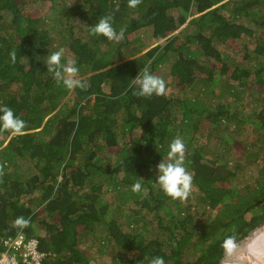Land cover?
Here are the masks:
<instances>
[{
  "label": "trees",
  "instance_id": "1",
  "mask_svg": "<svg viewBox=\"0 0 264 264\" xmlns=\"http://www.w3.org/2000/svg\"><path fill=\"white\" fill-rule=\"evenodd\" d=\"M34 1L49 2V15L0 0V106L26 122L21 135L0 132V239L38 240L41 264H91L109 244L117 264H221L228 238L235 245L264 224V0ZM105 16L125 30L120 42L91 35ZM146 33L151 46L136 35ZM236 45L247 64L228 55ZM61 48L86 91L47 72ZM145 67L165 95L134 94ZM252 91L260 98L246 110ZM177 136L193 176L183 202L156 183ZM241 159L254 160L255 181ZM207 207L223 220L199 231ZM19 216L27 227L14 226Z\"/></svg>",
  "mask_w": 264,
  "mask_h": 264
},
{
  "label": "clouds",
  "instance_id": "2",
  "mask_svg": "<svg viewBox=\"0 0 264 264\" xmlns=\"http://www.w3.org/2000/svg\"><path fill=\"white\" fill-rule=\"evenodd\" d=\"M141 3L142 0H128V7L136 8ZM112 20V16L100 18L90 27L91 35L103 36L109 41L120 42L124 38L125 30L122 28L117 32L113 27ZM63 57V48L49 54L47 60H44L47 72L53 75L57 84H62L69 91L77 88L86 91L89 85L84 79L79 77V68L76 63L71 60L67 63H62ZM14 59L15 54H13ZM133 81L139 89L134 94L139 97L150 98L153 95L163 96L166 94L167 86L165 80L153 74L149 70V67H145L139 72ZM25 128L26 122L19 118L10 107L6 105L0 106V132L6 131L13 135H21ZM185 153L186 145L183 139L177 136L169 144L167 158L162 159L156 165V183L159 184L161 190L167 197L181 202L189 198L193 186V176L184 166ZM2 176L3 165H0V177ZM131 190L133 193H140L142 190L141 183L139 181L134 183ZM29 223V219L19 216L15 219L14 226L24 228ZM224 247L229 251L231 250L233 247L232 238H228L225 241ZM149 264H165V261L163 257L155 256L150 260Z\"/></svg>",
  "mask_w": 264,
  "mask_h": 264
},
{
  "label": "rangeland",
  "instance_id": "3",
  "mask_svg": "<svg viewBox=\"0 0 264 264\" xmlns=\"http://www.w3.org/2000/svg\"><path fill=\"white\" fill-rule=\"evenodd\" d=\"M24 2L27 5V9L30 12V15L32 16V18H41V17H46L49 15L50 12V8H51V4L49 2H41V1H34V0H24ZM185 28V27H184ZM183 30V29H182ZM180 31H178L177 33H180ZM138 37L140 36L142 38V42H146L148 43L150 46L152 45L151 40L149 39L148 34H144L142 35H138L136 34ZM179 44L181 43V40L178 42ZM178 45V44H177ZM229 48H232L230 50V53H228V55L231 58H234V56H236V60L239 61L240 58V62L242 64H247L246 61H244V56H245V50L244 47L241 45L240 48L238 47V45L232 47L229 46ZM148 49V48H147ZM147 51V50H145ZM247 53V52H246ZM253 63H256V60H253ZM173 86V85H172ZM174 89L171 87L169 88L168 92L171 93ZM253 96L255 97H251V99H249L248 101L243 103V107L246 110H250L253 108L254 105H252L253 101H256V98L259 97L255 92L252 91ZM260 98V97H259ZM233 129V127H232ZM251 127H247V130H250ZM246 134H248L246 132ZM241 144L240 142L238 143V145ZM222 144H219V146H221ZM216 149V148H215ZM262 154H260L258 156V161L261 163L262 161ZM209 157L214 158V154H210ZM227 158V157H226ZM228 161V159H226ZM249 162V163H248ZM248 162L245 159H241L240 163L241 165H243L244 169V174L246 175V183L249 182H253L255 181V178L257 179L259 177V172L257 167L255 166V162L254 160H248ZM235 163V160H231L230 162V166H233ZM196 198H193V201H195ZM199 216H200V224L198 223L197 226L200 229L199 231H201L204 228V225H212L213 223H217L220 222L219 225L221 224L223 218L222 215L218 212H213L209 207L206 208V211L199 210L198 212ZM97 230H103L102 226L97 227ZM261 231H264V224L263 226L259 227L257 230L253 231L246 239L238 242L237 244L233 245V247L231 248V250H227L226 252V256L225 259L221 262V264H251V263H261L262 261L258 260V259H254V255L252 253H250L248 251L250 244H249V240L251 238H254L256 234L260 233ZM103 237V236H102ZM248 245V246H247ZM114 246L112 244H109L107 247L104 248L103 251V256L98 260V261H92L91 264H117L118 260H115L114 258H116V256L118 255V253H116L113 249ZM252 260L249 259V258ZM240 262V263H239ZM250 262V263H249Z\"/></svg>",
  "mask_w": 264,
  "mask_h": 264
},
{
  "label": "built area",
  "instance_id": "4",
  "mask_svg": "<svg viewBox=\"0 0 264 264\" xmlns=\"http://www.w3.org/2000/svg\"><path fill=\"white\" fill-rule=\"evenodd\" d=\"M0 243L7 249V252H0V264H19L18 258H21L24 264H41L44 257L38 249V240L29 239L25 234L16 238L0 239ZM10 250L15 254H9Z\"/></svg>",
  "mask_w": 264,
  "mask_h": 264
},
{
  "label": "bare ground",
  "instance_id": "5",
  "mask_svg": "<svg viewBox=\"0 0 264 264\" xmlns=\"http://www.w3.org/2000/svg\"><path fill=\"white\" fill-rule=\"evenodd\" d=\"M249 244H250V247L248 251L254 255L255 257L254 259H258L259 261L260 260L262 261L261 263H251V264H264V231H261L260 233L256 234L254 238H251L249 240ZM240 264H243V263H240Z\"/></svg>",
  "mask_w": 264,
  "mask_h": 264
}]
</instances>
